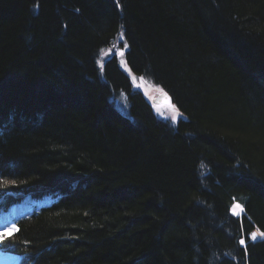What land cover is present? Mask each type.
<instances>
[{"label":"trees","instance_id":"16d2710c","mask_svg":"<svg viewBox=\"0 0 264 264\" xmlns=\"http://www.w3.org/2000/svg\"><path fill=\"white\" fill-rule=\"evenodd\" d=\"M121 29L178 123L98 65ZM27 200L21 264H264V0H0V213Z\"/></svg>","mask_w":264,"mask_h":264},{"label":"rangeland","instance_id":"374dc122","mask_svg":"<svg viewBox=\"0 0 264 264\" xmlns=\"http://www.w3.org/2000/svg\"><path fill=\"white\" fill-rule=\"evenodd\" d=\"M127 49L128 45L126 42V38L121 29L115 41H112V43L107 46V48L98 58V65L101 69H103L105 60L113 54L116 55L118 57L121 69L130 77L133 88L140 90L151 104L154 115L159 120L169 121L173 124L178 123L180 118H182L183 116L178 105L172 101L169 103L157 101L158 96L162 93H165V91L161 88L160 85L154 83L151 79L143 75H139L132 70L126 58ZM121 93L115 97V102L119 111L125 115H128L129 104L127 100V94L126 92ZM47 203V201L34 202L27 200L19 205L13 206L7 213H0V238H2L4 235L14 233L17 230V220L30 215L34 209H38L40 206ZM232 211L235 214H241L243 212V206L240 203L235 202L232 205ZM260 233L261 232L257 230L256 235L263 237L260 235ZM3 252L11 253L9 251L0 249V253ZM17 264H21L19 257L17 260Z\"/></svg>","mask_w":264,"mask_h":264},{"label":"bare ground","instance_id":"6f19581e","mask_svg":"<svg viewBox=\"0 0 264 264\" xmlns=\"http://www.w3.org/2000/svg\"><path fill=\"white\" fill-rule=\"evenodd\" d=\"M18 256L13 253H0V264H17Z\"/></svg>","mask_w":264,"mask_h":264},{"label":"water","instance_id":"95a60500","mask_svg":"<svg viewBox=\"0 0 264 264\" xmlns=\"http://www.w3.org/2000/svg\"><path fill=\"white\" fill-rule=\"evenodd\" d=\"M157 101H158V102L169 103V102H171L172 100H171L170 96H169L167 93H162V94H160V95L158 96Z\"/></svg>","mask_w":264,"mask_h":264},{"label":"snow or ice","instance_id":"6c2138e0","mask_svg":"<svg viewBox=\"0 0 264 264\" xmlns=\"http://www.w3.org/2000/svg\"><path fill=\"white\" fill-rule=\"evenodd\" d=\"M261 236H264V233H260ZM252 239H256V233H252ZM244 241L242 240L241 243Z\"/></svg>","mask_w":264,"mask_h":264}]
</instances>
